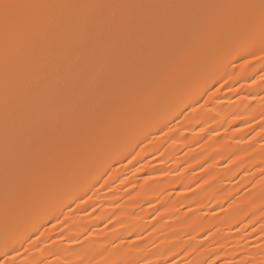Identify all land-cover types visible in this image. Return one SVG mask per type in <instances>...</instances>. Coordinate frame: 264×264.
I'll use <instances>...</instances> for the list:
<instances>
[{
    "label": "snow or ice",
    "instance_id": "6c2138e0",
    "mask_svg": "<svg viewBox=\"0 0 264 264\" xmlns=\"http://www.w3.org/2000/svg\"><path fill=\"white\" fill-rule=\"evenodd\" d=\"M236 57L241 68L264 63V0H0L6 233L35 227L94 187L110 158L141 137L152 142L165 113ZM257 81L264 85V72ZM9 256L0 264H16Z\"/></svg>",
    "mask_w": 264,
    "mask_h": 264
},
{
    "label": "bare ground",
    "instance_id": "6f19581e",
    "mask_svg": "<svg viewBox=\"0 0 264 264\" xmlns=\"http://www.w3.org/2000/svg\"><path fill=\"white\" fill-rule=\"evenodd\" d=\"M242 63L224 60L196 95L150 129L152 142L141 137L110 158L94 187L35 227L6 233L0 222V258L8 251L16 264H261L264 85L251 79L264 63ZM167 127L173 131L164 135ZM2 200L0 171V207Z\"/></svg>",
    "mask_w": 264,
    "mask_h": 264
}]
</instances>
